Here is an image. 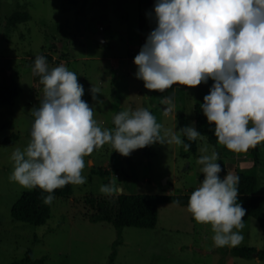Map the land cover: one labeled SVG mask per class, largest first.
I'll return each mask as SVG.
<instances>
[{
  "label": "rangeland",
  "instance_id": "374dc122",
  "mask_svg": "<svg viewBox=\"0 0 264 264\" xmlns=\"http://www.w3.org/2000/svg\"><path fill=\"white\" fill-rule=\"evenodd\" d=\"M15 13H26L27 20L10 22ZM155 27L154 6L138 0H0V83L14 74L20 86L14 104L0 106V264L24 263L27 252L30 264L44 255L42 264H256L257 260L264 264L231 252L234 247L264 248L261 227L247 214L243 241L225 247H215L211 226L197 223L186 206L176 203L158 206L155 227L125 226L120 235L112 223L90 219L101 214L97 202L105 201L107 209L113 210L119 194L193 192L204 179L196 160L205 146L207 154L219 153L221 179L254 172L258 192L264 194V143L259 146L256 166L250 155L212 145L203 136L196 140L195 154L182 146L157 143L124 157L105 144L85 157L87 182L72 185L69 197L55 196L44 224L31 225L11 217L13 204L28 190L9 180L11 155L30 142L31 110L43 98L40 77L32 74L37 56L46 58L49 69L64 64L76 73L84 88L82 99L94 108V119L102 129H113L114 115L120 111L139 108L155 116L163 126L161 134L180 131L178 111L185 113L188 126H195L194 105L204 102L214 81L195 88L174 85L160 93L145 89L136 78L134 58ZM97 34L104 42L96 40ZM92 87L99 89L96 100ZM165 96H171L175 105L168 114L160 102ZM112 181L118 191L112 196L101 194L100 186Z\"/></svg>",
  "mask_w": 264,
  "mask_h": 264
},
{
  "label": "clouds",
  "instance_id": "9594fccd",
  "mask_svg": "<svg viewBox=\"0 0 264 264\" xmlns=\"http://www.w3.org/2000/svg\"><path fill=\"white\" fill-rule=\"evenodd\" d=\"M154 13L156 27L134 58L136 78L145 89L163 93L174 85L195 88L211 79L201 108L215 126L217 143L236 154L264 143V0H157ZM32 74L40 77L43 98L31 110L30 142L11 155L9 180L47 193L41 197L45 204H51L57 189L84 185L85 157L105 144L127 157L157 143L188 152L191 144L181 137L202 138L194 124L161 134L163 126L146 108L120 111L114 128L102 129L94 108L82 99L84 88L75 72L64 64L49 69L40 55ZM90 91L96 100L99 89ZM160 102L167 106L165 114L175 106L171 96ZM200 152L196 163L204 179L191 193L187 211L197 223L211 226L215 247L236 246L244 239L239 177L221 179L219 153L207 154L206 146ZM99 191L112 196L118 187L112 181Z\"/></svg>",
  "mask_w": 264,
  "mask_h": 264
},
{
  "label": "trees",
  "instance_id": "16d2710c",
  "mask_svg": "<svg viewBox=\"0 0 264 264\" xmlns=\"http://www.w3.org/2000/svg\"><path fill=\"white\" fill-rule=\"evenodd\" d=\"M139 3L145 6H155L157 0H138ZM14 20H27L26 13H15L9 21ZM47 59H49L47 57ZM20 93V86L15 78L14 74L7 76L6 81L0 83V106L14 104L15 98ZM202 102H197L194 105L195 112V128L198 132L206 138L208 143L217 145V140L214 135V125H210L207 118L202 112ZM176 117L179 122L180 129L188 126L187 117L184 112H176ZM184 143H190V152L196 153L197 142L188 141L186 137L182 136ZM259 145L250 149L245 154L253 157L255 166L258 163V151ZM223 168V165H220ZM239 183L237 185L239 194L237 202L241 204L245 209V214L256 219L261 227L264 238V194L258 192L257 181L254 177V172H238ZM192 191L186 194H147L130 192L125 194H119L114 203L115 207L112 210H108L105 201L97 202V207L100 209L101 214L92 216L90 219L92 222L106 221L112 223V225L121 234V230L125 226H133L138 228H153L157 223L158 206L161 204L175 203L179 201V205L186 206L190 198ZM72 194V185H66L63 188L54 191V196L69 197ZM47 195L43 193L39 188L33 190L24 191L18 200L13 204L11 208V217L14 220L24 222L31 225H41L46 222L50 216V204L43 202L42 196ZM118 241L115 242V245ZM231 252L235 256L244 258H256L264 261V248L257 249L254 247H234ZM116 251L111 253L110 260L115 257ZM27 261L24 263L13 262L11 264H30V252L26 254ZM46 256H41L36 259L32 264H42Z\"/></svg>",
  "mask_w": 264,
  "mask_h": 264
},
{
  "label": "water",
  "instance_id": "95a60500",
  "mask_svg": "<svg viewBox=\"0 0 264 264\" xmlns=\"http://www.w3.org/2000/svg\"><path fill=\"white\" fill-rule=\"evenodd\" d=\"M95 38H96V40H98V41H100V42H104V38H103V36L100 35V34H97ZM165 108H166V107H164V110H165Z\"/></svg>",
  "mask_w": 264,
  "mask_h": 264
},
{
  "label": "built area",
  "instance_id": "2783aa9c",
  "mask_svg": "<svg viewBox=\"0 0 264 264\" xmlns=\"http://www.w3.org/2000/svg\"><path fill=\"white\" fill-rule=\"evenodd\" d=\"M103 29V27H99V30H102Z\"/></svg>",
  "mask_w": 264,
  "mask_h": 264
}]
</instances>
